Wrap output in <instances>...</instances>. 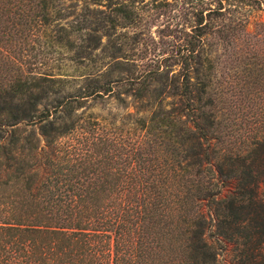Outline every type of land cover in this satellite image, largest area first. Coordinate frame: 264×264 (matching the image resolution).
<instances>
[{
  "label": "trees",
  "instance_id": "trees-1",
  "mask_svg": "<svg viewBox=\"0 0 264 264\" xmlns=\"http://www.w3.org/2000/svg\"><path fill=\"white\" fill-rule=\"evenodd\" d=\"M243 1L197 10L117 118L87 101L114 91L95 50L129 5L0 0V264H216L222 242L227 264H264V112L231 132L213 81L217 32L264 109V21L231 16Z\"/></svg>",
  "mask_w": 264,
  "mask_h": 264
},
{
  "label": "rangeland",
  "instance_id": "rangeland-1",
  "mask_svg": "<svg viewBox=\"0 0 264 264\" xmlns=\"http://www.w3.org/2000/svg\"><path fill=\"white\" fill-rule=\"evenodd\" d=\"M74 1L65 0L64 4L72 5ZM123 2L133 11L132 21L126 26H116L109 37L101 36L100 45L95 50L97 55L104 56L95 64L96 66L102 64L100 68L105 69L104 77L108 76L112 81L114 91L111 95L87 101V103L96 102L91 108L94 113L116 114L117 118H122L126 113H135L136 103H133L123 90L133 85L137 72L153 66L157 58L174 52L185 32H188L192 26L194 13L205 8L210 0H123ZM238 4L241 8L237 14L231 16L236 18L241 16L245 19L247 31L252 30L254 21H264V1L261 0L259 7H256L252 0H244L243 3ZM73 8L70 6V9ZM217 36V32L212 33L211 40L212 54L216 56L213 81L214 85L224 92L217 98H221L217 103L220 106L219 118L222 123L232 128L231 132L234 133L236 130L242 133L247 128L249 120L254 121L255 113L260 112L259 110L264 112V109L259 107L253 95L246 93L247 90L242 85L244 78L241 75V64L233 59L232 61L226 59L227 55L220 47L221 42ZM111 54L117 57L106 59ZM76 83L70 82L67 90L72 91L77 86ZM119 99L124 100V106L116 105ZM261 114L264 119V113ZM260 196L264 199V185L260 187ZM205 238L215 243L211 229L205 233ZM231 249V244L217 243L216 264H227L232 255Z\"/></svg>",
  "mask_w": 264,
  "mask_h": 264
}]
</instances>
